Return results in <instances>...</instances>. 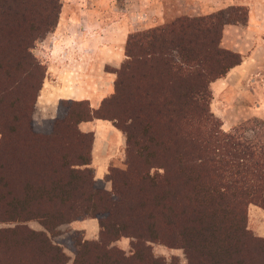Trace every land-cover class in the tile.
Masks as SVG:
<instances>
[{"label": "trees", "instance_id": "1", "mask_svg": "<svg viewBox=\"0 0 264 264\" xmlns=\"http://www.w3.org/2000/svg\"><path fill=\"white\" fill-rule=\"evenodd\" d=\"M58 6V0H0V212L10 220L37 218L46 230L86 215L97 218L99 236L111 241L160 237L186 242L187 253L197 251L192 244L219 248L222 264H264V252L232 257L237 251L228 242L249 238L243 229L248 203L264 209V122L246 118L222 130L208 108L209 83L240 62L219 40L230 12L243 7L127 33L111 93L95 110L84 99L69 101L76 109L55 117L51 132L42 134L31 130L29 110L45 66L31 48L54 29ZM25 77L34 79L32 92L7 96ZM110 99L114 108L104 114ZM92 118L111 120L125 135L127 174L123 186L111 178V191L93 186L90 168L74 167L90 163L91 133L76 125ZM129 185L148 203L113 213ZM97 200L105 204L96 208ZM55 201L62 207L48 213Z\"/></svg>", "mask_w": 264, "mask_h": 264}, {"label": "rangeland", "instance_id": "2", "mask_svg": "<svg viewBox=\"0 0 264 264\" xmlns=\"http://www.w3.org/2000/svg\"><path fill=\"white\" fill-rule=\"evenodd\" d=\"M167 4L165 5V11L168 14L166 16V21L173 19L177 16H199L195 11H192L187 6H182L175 0H163ZM58 16H70L80 9H85L87 11H96L101 13L98 19L89 17V24L87 28H83L84 20L77 22L76 26L80 27L72 31V34L77 38L87 41L94 36V42L110 43L111 36L120 41L122 36V47L125 42L127 33L134 31L144 30L148 27L155 26L153 24L148 25H136L132 24L130 30L124 35L119 31L122 28L123 20L119 23L116 22L113 27H111V14L115 15L119 19L121 15H131L135 16V12L139 10L140 3L138 0H58ZM173 4V5H172ZM231 6H241L242 10L236 13H231L227 6L222 8L226 13L230 12L228 23L240 22L242 23L246 15V7L244 5H231ZM79 7V8H78ZM146 8V7H144ZM150 12L152 10L150 9ZM179 12L184 13L177 15ZM188 12L192 15H187ZM133 13V14H132ZM187 13V14H186ZM130 20V19H129ZM233 21V22H232ZM161 24V23H160ZM157 25V24H156ZM142 26V27H141ZM116 32V35H115ZM89 36V37H88ZM51 43L50 34L47 33L42 40L35 42L31 48V53L36 57V59L44 65L43 61L46 56H51L48 46ZM220 46V45H219ZM221 47V46H220ZM175 52L172 51V54ZM125 55H123L120 61L115 66L105 65V71L111 73V80L109 84V90L105 93V97L111 93V88L113 81L116 77V71L120 67L121 63L124 61ZM45 66V65H44ZM119 70V69H118ZM46 66L42 78L41 85L36 92L35 98L32 102L31 108L29 110L30 128L33 132H39L42 134H48L51 132V120L55 117H60L65 113L67 109H76L77 106L72 105L69 101L73 100H83V99H54L52 97L53 87L44 81ZM264 71V68H262ZM264 73V72H263ZM260 75V98L258 100H253V102L259 107L256 114H245L242 112L247 106L245 100L235 99L230 100L236 106V114H216L211 109V98L208 103L209 111L221 121V129L228 130L234 124L246 119V118H257L264 122V75ZM118 74V73H117ZM23 81L17 83L12 94L8 93L7 96H16L18 99L22 97L24 93L30 94L32 92V87L34 86V79L21 78ZM154 79V78H153ZM156 81V80H155ZM132 86V85H131ZM129 87V89L131 88ZM211 93V92H210ZM140 94V92H139ZM100 97L97 99L94 107H91L89 101L87 105L95 110L102 99ZM94 100L96 98H93ZM93 100V101H94ZM85 102H82L81 106H86ZM6 106V105H5ZM114 105L111 104V99L106 101L102 106L101 111L106 114L111 112ZM3 113L7 117H12L10 109L8 106L3 107ZM99 120L106 122L110 126H113V122L108 119L92 118L89 121ZM69 123V122H68ZM77 123V131L82 133H91V144L93 141L92 131H83ZM117 131V137L115 144H118V150L114 149V152L109 154L108 164L104 176L100 179L95 178L92 172V167L87 165H75L74 167L83 168L88 167L91 169L88 173L93 179V186L98 189H104L106 191H111V178L118 185H122V180L126 169V159L127 155L125 153V135L120 129L113 126ZM105 136L104 138H106ZM91 144L89 149V157H91ZM131 161L142 167L141 159L134 156ZM158 172L160 169L154 170L150 169V173ZM141 182V181H140ZM81 183V182H80ZM143 183V182H142ZM79 184V190L81 191ZM78 189V188H77ZM77 189L75 192H77ZM124 189V188H123ZM138 186L129 185V188L123 190V195L121 197L120 205L115 208L112 212H122L128 207L136 208L138 203H148L147 197L144 198V193ZM77 200V198L74 196ZM78 202V201H77ZM105 203L102 200H97L95 203L96 208H100ZM62 204L57 201L51 202L48 213L56 211V209L61 208ZM110 208V218L111 220V206ZM244 224L243 229L248 233L249 238H214L215 241H228L237 252L231 254L232 257L239 255L253 254L259 252L262 254L264 252V209L257 204L248 203L244 209ZM3 213L0 212V264H20V262L26 261L23 264H222L223 255L222 251L216 247L213 249H204L205 246H195L192 247L196 249V252L187 253L186 242L183 244L178 240L174 244L166 242L163 238H142V237H132V236H120L111 241V238H107V235L102 237L99 236V227L96 217L83 216L76 219L70 220L68 222H61L53 226L49 230H46L41 221L37 218H28L25 220L18 219H8L10 217H4ZM93 218L97 222V229L94 231L93 237H85V232L81 229L74 228L72 222L80 219ZM143 219V218H142ZM38 232L43 234L38 235ZM214 240H211L215 242ZM179 242V243H177ZM210 245V244H207ZM222 258V259H221ZM229 258L228 260H231ZM22 264V263H21Z\"/></svg>", "mask_w": 264, "mask_h": 264}, {"label": "crops", "instance_id": "3", "mask_svg": "<svg viewBox=\"0 0 264 264\" xmlns=\"http://www.w3.org/2000/svg\"><path fill=\"white\" fill-rule=\"evenodd\" d=\"M139 10L135 16L121 15L119 19L111 14V27L123 20L122 35L126 34L132 24H160L166 21L167 4L163 0H138ZM198 14H207L231 5L246 7L242 23H224L221 28L219 45L240 55V62L231 66L223 76L209 83L211 92V109L216 114H236V106L230 100L243 99L247 106L242 112L256 114L260 90V75L264 72V0H175ZM173 5V4H172ZM146 7V8H144ZM79 8V7H78ZM150 9L152 12H150ZM193 13V12H192ZM188 12L187 15H192ZM133 14V13H132ZM184 14V13H180ZM179 12L177 15H180ZM98 19L101 13L80 9L73 15L59 16L54 29L49 32L51 43L48 46L51 56L44 58L46 66L44 81L52 86L54 99H84L94 107L97 99L109 90L111 73L104 66H115L123 55L122 36L119 42L111 36L110 43L94 42V34L83 41L72 34L79 29L77 22L87 28L89 17ZM130 19V20H129ZM89 21V23H88ZM142 27V26H141ZM80 30V29H79ZM116 35V32H115ZM89 37V36H88ZM264 75V73H263ZM93 98H96L95 100ZM94 100V101H93ZM83 131L93 132L90 165L95 178H102L107 168L109 154L118 150L115 144L117 131L106 122L93 120L81 121ZM107 136L106 138H104ZM74 228L85 232V237H93L97 222L93 218L72 222Z\"/></svg>", "mask_w": 264, "mask_h": 264}]
</instances>
